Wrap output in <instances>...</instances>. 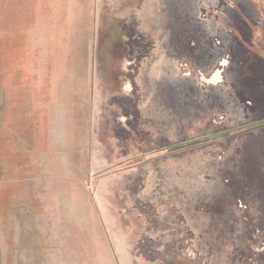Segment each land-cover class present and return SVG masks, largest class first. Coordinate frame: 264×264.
Returning a JSON list of instances; mask_svg holds the SVG:
<instances>
[{
	"label": "rangeland",
	"instance_id": "rangeland-1",
	"mask_svg": "<svg viewBox=\"0 0 264 264\" xmlns=\"http://www.w3.org/2000/svg\"><path fill=\"white\" fill-rule=\"evenodd\" d=\"M54 2L0 0V264H244L229 252L264 200V133L206 128L264 107L245 88L241 111L234 81L248 26L264 35V0H136L138 48L92 67L28 49L42 25L28 12ZM223 59L225 83L207 87L199 75Z\"/></svg>",
	"mask_w": 264,
	"mask_h": 264
},
{
	"label": "crops",
	"instance_id": "crops-1",
	"mask_svg": "<svg viewBox=\"0 0 264 264\" xmlns=\"http://www.w3.org/2000/svg\"><path fill=\"white\" fill-rule=\"evenodd\" d=\"M135 3L136 0H57L53 6L33 7L28 15L37 18L40 9L42 25L33 29L28 49L41 57H79L81 65L85 57L91 56V67L92 57L110 59L119 47L123 58L122 52L129 46L127 39H132L126 30Z\"/></svg>",
	"mask_w": 264,
	"mask_h": 264
},
{
	"label": "flooded vegetation",
	"instance_id": "flooded-vegetation-1",
	"mask_svg": "<svg viewBox=\"0 0 264 264\" xmlns=\"http://www.w3.org/2000/svg\"><path fill=\"white\" fill-rule=\"evenodd\" d=\"M221 15L225 16L226 20L232 23V25L234 24L232 21L228 19L226 14L222 12ZM243 23L248 26L246 22L243 21ZM139 24H140L139 17H135L133 24H131L132 26L128 28L130 31L128 33L131 35L132 39H129V40L127 39V42H128L127 45H129L127 48H125V51L127 52L128 51L130 52L131 50H133V46L137 47V44L140 41L138 40V37H140L141 33H144L142 28L139 26ZM135 26L137 27L139 26V30ZM233 26H234V30L236 31V33L242 38V34H240L236 25L234 24ZM248 28L251 29L252 31L250 36H246L247 37L246 39L249 41V43L243 42V44H245L243 45V47L246 49H238L236 51V56H237L236 64L237 65H235V68H234V71H235L234 81L235 82L237 81V84L239 87L237 90L239 92V95L236 97V104L239 105V109L241 108V111H242L241 106H243V104H244L243 107H246V108H248L251 105V102H246L245 101L246 97L243 96V94L245 93L244 91L245 88L250 89V92L253 98L257 100V102L264 103V57L261 55L259 51H256L257 49L256 50L254 49L256 47L259 48V46L261 47L262 45L264 46V41H263L264 35L262 34V32L258 33V31H260L259 29L253 32L252 28H250L249 26ZM135 29H137L138 31L136 32ZM258 42H260V44ZM242 52H244L242 54L243 58L240 59L238 55L242 57L241 55ZM126 55L127 53L124 54V56ZM226 57L229 58V55H227ZM248 61H250L251 63L252 62L256 63L258 65L257 67L259 68L252 70L251 65H248L247 63ZM227 64H228V61L223 59L221 62L217 64V66L214 67V69L208 76L199 75L198 79L203 84H205L207 87L218 86V85L224 84L225 79H226L224 76V72H225V69H227L228 67ZM128 66H132V65H128ZM133 68L134 67L132 66L131 68L132 70L130 71H133ZM215 74H218L217 80L213 79ZM254 112L257 114L255 117H252L251 119L245 118V121L239 124L238 126L235 125L236 127L229 126L230 124L227 123L228 121L225 119L224 116H222V118L218 120V122L213 123L212 127L206 128V131L209 133L208 137L219 136L223 138V137L233 136L234 138L239 139L241 138V135L245 133H251V135L254 133L259 134L260 132L264 133V107L255 109ZM221 126H223L227 130L212 134V132H214L215 129H218V128L221 129L222 128ZM213 138H216V137H213ZM204 142H205V139L204 140L202 139V141L193 140L191 142L187 141L184 143H179V144H174V145L183 146L182 148L179 149L178 152H180L181 150L189 151L193 147L201 148L202 144L203 146L206 144H208L206 145L207 147L210 146V142H206V143ZM138 147H141V146H138ZM167 147L169 146H166L165 148H162L161 150L158 149L152 152H149L144 149L136 150L135 153H138L137 154L138 156L135 158H138L140 156V158L146 159L148 157H151L152 155L161 154L160 151H165ZM212 150H215L213 146H212ZM218 151L220 155L219 159H221V154L224 155L226 154V152L220 151L219 149ZM170 154H174V153H170ZM142 163L143 162H141L140 165ZM246 163H250V162L247 161ZM223 164H225V166H229L227 165L228 163L226 164L225 162H223ZM240 165L242 168L243 162H240ZM261 205L262 206H259V207L257 205V208L254 209L255 218L253 217L254 219L251 220V222L249 220L252 218L248 219L247 217L244 216L243 218H241L238 225L236 226L237 235H235V241H234L235 246L233 250L230 251L229 253L233 255H237L238 258L240 256L244 264H264V200ZM246 209L247 208L245 206V208H243L244 210L243 213H246L245 212Z\"/></svg>",
	"mask_w": 264,
	"mask_h": 264
},
{
	"label": "trees",
	"instance_id": "trees-1",
	"mask_svg": "<svg viewBox=\"0 0 264 264\" xmlns=\"http://www.w3.org/2000/svg\"><path fill=\"white\" fill-rule=\"evenodd\" d=\"M183 146H175V145H171L169 147H167L165 149V151H160L161 154L165 155V153L168 155L170 153H177L179 151L180 148H182ZM161 150V149H160Z\"/></svg>",
	"mask_w": 264,
	"mask_h": 264
},
{
	"label": "bare ground",
	"instance_id": "bare-ground-1",
	"mask_svg": "<svg viewBox=\"0 0 264 264\" xmlns=\"http://www.w3.org/2000/svg\"><path fill=\"white\" fill-rule=\"evenodd\" d=\"M213 79H214V80H217V79H218V74H215V76H214Z\"/></svg>",
	"mask_w": 264,
	"mask_h": 264
}]
</instances>
